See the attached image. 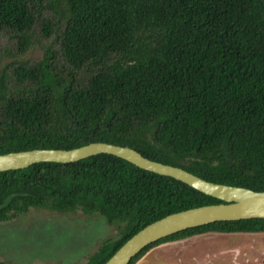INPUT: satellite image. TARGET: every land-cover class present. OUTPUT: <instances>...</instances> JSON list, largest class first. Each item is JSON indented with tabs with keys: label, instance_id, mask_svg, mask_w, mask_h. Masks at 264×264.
<instances>
[{
	"label": "trees",
	"instance_id": "16d2710c",
	"mask_svg": "<svg viewBox=\"0 0 264 264\" xmlns=\"http://www.w3.org/2000/svg\"><path fill=\"white\" fill-rule=\"evenodd\" d=\"M91 143L263 192L264 0H0V155ZM220 203L108 154L0 172V222L81 210L120 226L85 264L152 222ZM206 233L264 234V219L186 229L129 264Z\"/></svg>",
	"mask_w": 264,
	"mask_h": 264
},
{
	"label": "rangeland",
	"instance_id": "374dc122",
	"mask_svg": "<svg viewBox=\"0 0 264 264\" xmlns=\"http://www.w3.org/2000/svg\"><path fill=\"white\" fill-rule=\"evenodd\" d=\"M38 54L37 46L27 53ZM119 227L98 213L30 209L0 222V261L85 264L101 245L118 238ZM136 264H264V234H201L154 247Z\"/></svg>",
	"mask_w": 264,
	"mask_h": 264
},
{
	"label": "water",
	"instance_id": "95a60500",
	"mask_svg": "<svg viewBox=\"0 0 264 264\" xmlns=\"http://www.w3.org/2000/svg\"><path fill=\"white\" fill-rule=\"evenodd\" d=\"M100 154L123 159L136 167L180 181L222 203L170 214L131 236L104 264H129L145 247L180 231L221 221L264 219V191L207 182L181 168L148 160L133 149L91 143L71 150L36 149L0 155V172L24 169L42 162L72 163Z\"/></svg>",
	"mask_w": 264,
	"mask_h": 264
}]
</instances>
